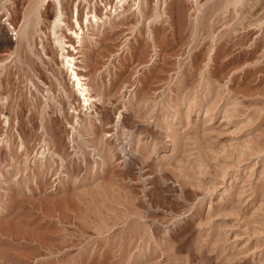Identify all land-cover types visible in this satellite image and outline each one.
Segmentation results:
<instances>
[{
    "label": "rangeland",
    "instance_id": "obj_1",
    "mask_svg": "<svg viewBox=\"0 0 264 264\" xmlns=\"http://www.w3.org/2000/svg\"><path fill=\"white\" fill-rule=\"evenodd\" d=\"M0 264H264V0H0Z\"/></svg>",
    "mask_w": 264,
    "mask_h": 264
},
{
    "label": "bare ground",
    "instance_id": "obj_2",
    "mask_svg": "<svg viewBox=\"0 0 264 264\" xmlns=\"http://www.w3.org/2000/svg\"><path fill=\"white\" fill-rule=\"evenodd\" d=\"M41 1V0H40ZM58 1V0H57ZM39 4V3H38ZM110 25V24H109ZM66 57V59L69 61V57H67V56H65ZM66 60V61H67ZM68 64V63H67ZM72 65V64H71ZM81 75V74H80ZM72 76L74 77L73 79H75V84L77 85V86H79V88L82 86V83H81V79H80V77L78 76V73L76 72V71H74L73 69H72ZM82 89V88H81ZM81 89H79V90H81ZM83 90V89H82ZM81 90V91H82ZM85 90V89H84ZM83 92V91H82ZM82 94H84V93H82ZM186 120H188V119H186ZM196 121V120H195ZM197 123H198V121H196ZM190 122H187V124H189ZM191 125H192V123H191ZM195 125V124H194Z\"/></svg>",
    "mask_w": 264,
    "mask_h": 264
},
{
    "label": "built area",
    "instance_id": "obj_3",
    "mask_svg": "<svg viewBox=\"0 0 264 264\" xmlns=\"http://www.w3.org/2000/svg\"><path fill=\"white\" fill-rule=\"evenodd\" d=\"M11 34V32H9Z\"/></svg>",
    "mask_w": 264,
    "mask_h": 264
}]
</instances>
